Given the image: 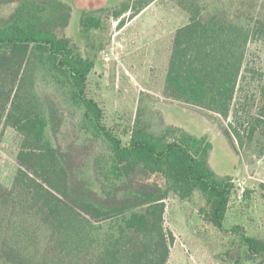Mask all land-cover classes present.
Masks as SVG:
<instances>
[{"label":"trees","instance_id":"trees-1","mask_svg":"<svg viewBox=\"0 0 264 264\" xmlns=\"http://www.w3.org/2000/svg\"><path fill=\"white\" fill-rule=\"evenodd\" d=\"M14 1L0 19V127L20 139L19 167L9 188L0 184V264H167L175 243L165 227L170 195L221 229L235 187L231 177L214 175L205 137L171 126L152 132L143 104L124 142L86 95L94 62L57 33L54 0ZM154 1L134 0L109 15L121 30L126 14L132 21ZM170 1L189 21L172 39L164 97L222 120L232 115L226 136L238 146L264 135V106L243 122L233 109L248 49L264 44V0ZM89 11L81 27L100 29L107 11ZM260 77L264 100V71ZM66 121L72 140L63 146ZM86 158L97 189L78 179ZM156 176L162 186L149 181ZM243 238L248 258L264 260V241Z\"/></svg>","mask_w":264,"mask_h":264},{"label":"rangeland","instance_id":"rangeland-1","mask_svg":"<svg viewBox=\"0 0 264 264\" xmlns=\"http://www.w3.org/2000/svg\"><path fill=\"white\" fill-rule=\"evenodd\" d=\"M126 3L135 5L134 0H97L94 4L84 0L78 9L76 0H54L49 9V16L60 24L55 27L57 33L69 39L79 55L94 62L87 77L86 95L101 108L103 123L125 142L123 131L130 130L138 107L145 104L141 119L152 132L171 126L196 137L204 136L211 145L208 164L214 175L243 182L247 192L241 202L231 199L221 229L205 222L193 206L170 195L165 200V227L175 236V243L167 264H264L259 256L248 258L243 238L246 235L264 241V135L256 134L251 142L245 140L242 147L238 146L226 136L230 124H235L232 115L222 120L205 110L167 100L163 86L171 43L176 30L188 23V15L170 0H155L129 24L126 14L123 18L128 26L120 31L109 14ZM15 7L14 0H0V19ZM91 8L107 12L100 29L85 31L81 18L91 14ZM263 71L264 44H251L234 100L239 122L249 120L248 116L264 106L258 92ZM59 139L63 146L71 142L69 121L63 124ZM19 142L12 130L0 127V184L6 188L19 167ZM89 160H84L78 179L97 189ZM149 181L163 185L158 176ZM194 204L205 205L198 199ZM235 226L239 232L232 229Z\"/></svg>","mask_w":264,"mask_h":264},{"label":"built area","instance_id":"built-area-1","mask_svg":"<svg viewBox=\"0 0 264 264\" xmlns=\"http://www.w3.org/2000/svg\"><path fill=\"white\" fill-rule=\"evenodd\" d=\"M108 56L109 55L106 54V56L104 57L105 60H107ZM233 184H234L235 190L232 196V200L234 202H241L243 198L245 197V193H246L244 183L241 181H236V182H233Z\"/></svg>","mask_w":264,"mask_h":264},{"label":"crops","instance_id":"crops-1","mask_svg":"<svg viewBox=\"0 0 264 264\" xmlns=\"http://www.w3.org/2000/svg\"><path fill=\"white\" fill-rule=\"evenodd\" d=\"M142 13H143V11H142L138 16H136L135 18H138L140 15H142ZM135 18H134V19H135ZM134 19H133V20H134ZM133 20H132V21H133ZM130 22H131V21H128V24H129ZM128 24H126L123 28L127 27ZM123 28H122V29H123ZM122 29H121V30H122ZM121 30H120V31H121Z\"/></svg>","mask_w":264,"mask_h":264}]
</instances>
